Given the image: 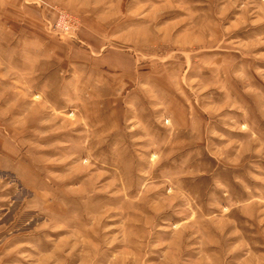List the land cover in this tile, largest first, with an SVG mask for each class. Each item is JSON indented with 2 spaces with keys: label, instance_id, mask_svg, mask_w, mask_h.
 <instances>
[{
  "label": "rangeland",
  "instance_id": "1",
  "mask_svg": "<svg viewBox=\"0 0 264 264\" xmlns=\"http://www.w3.org/2000/svg\"><path fill=\"white\" fill-rule=\"evenodd\" d=\"M0 264H264V0H0Z\"/></svg>",
  "mask_w": 264,
  "mask_h": 264
}]
</instances>
